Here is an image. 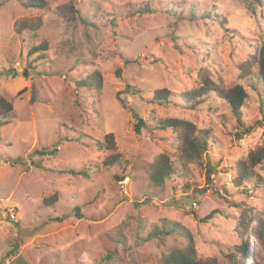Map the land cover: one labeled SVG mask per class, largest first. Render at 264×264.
<instances>
[{
  "label": "rangeland",
  "instance_id": "374dc122",
  "mask_svg": "<svg viewBox=\"0 0 264 264\" xmlns=\"http://www.w3.org/2000/svg\"><path fill=\"white\" fill-rule=\"evenodd\" d=\"M47 4L26 9L0 0V97L13 106L0 117V264H162L184 245L175 234L152 235L165 221L190 233L202 261L264 264V154L251 178L234 181L249 153L264 150L263 84L255 66L241 72L264 37V0ZM146 4L151 13L141 11ZM68 5L74 21L60 11ZM24 18L41 24L18 34L15 23ZM42 40L45 56L28 55ZM94 71L102 80L97 96L75 85ZM202 74L222 89L243 87V125L213 92L193 108L182 101ZM156 89L170 99L152 101ZM133 114L149 128L136 134ZM166 119L204 133L200 160L180 157L178 134L156 128ZM109 133L114 151L97 143ZM41 150L54 154L41 157ZM112 154L119 163L104 167ZM160 154L174 173L152 187L149 164ZM54 193L56 203L43 205Z\"/></svg>",
  "mask_w": 264,
  "mask_h": 264
},
{
  "label": "trees",
  "instance_id": "16d2710c",
  "mask_svg": "<svg viewBox=\"0 0 264 264\" xmlns=\"http://www.w3.org/2000/svg\"><path fill=\"white\" fill-rule=\"evenodd\" d=\"M18 2V4L22 8L26 9H45L48 4L47 0H14ZM248 3V0H244ZM69 6V10L64 12V8H61L60 11L67 15L69 21L76 20L75 14H77L74 8L71 5ZM65 7V6H64ZM250 12L253 13L252 5H247ZM141 11L145 13H151L152 10L149 8V5H142ZM218 17V15H217ZM79 19V18H77ZM82 23H87V20L84 18H80ZM40 19H30L24 18L16 21L15 23V31L16 33H21L25 30L35 31L40 26ZM48 50V44L45 40H42L39 44L32 46L28 55H33L38 53V57L45 56V52ZM255 66L257 68L258 76L263 84L264 88V37L261 41L260 46L257 48L255 55L251 57L250 61H246L241 66L242 74H245L248 71V67L251 68ZM101 76L97 71L87 75L81 80L75 82L77 87L84 88L86 91L93 94V96H97L101 91L102 85ZM25 90H21L17 95H20ZM214 93L216 97L220 100L225 101L230 108L231 113L236 119L237 125H243L241 121L240 108L247 97L246 92L244 91L242 86H234L230 89H222L217 86L211 79H209L206 75L202 74L199 77V85L191 89L189 91H184L180 93V97L183 102L189 104L190 107L193 108L194 105L199 104L205 96L209 93ZM171 97L170 91L167 89H156L153 91L152 101H156L159 103H164L169 100ZM35 96L33 90H31L30 102L34 103ZM13 111V106L11 102L6 101L4 98L0 97V117L6 118L11 115ZM133 118L135 119L134 131L136 134H139L141 129L149 128L146 125V122L142 120L136 114H133ZM4 125V122H0V126ZM157 129H171L178 134L179 138V154L182 159L187 162L200 160L206 151V136L203 132H196L194 125L191 123L181 120V119H166L160 122L159 125H156ZM249 128L245 131L247 132ZM83 135V134H82ZM98 146L102 147L105 150L114 151L115 142L113 135L111 133L104 136L102 141H97ZM38 153V152H36ZM41 157L49 156L54 154V150L50 152H45L44 150L39 151ZM264 154V150L257 149L256 151H252L247 156V159L241 162L236 168L235 182L240 183L242 180H247L253 176V169L260 162L262 155ZM120 161V157L118 154H112L105 158L102 161V165L104 167H112L118 164ZM16 163L15 160H12L11 164L14 165ZM72 175H81L86 177L87 170H79L74 171L72 169L67 170ZM174 173V168L170 162V158L167 154H160L154 158L151 164H149V172H148V182L152 187L162 186L164 181L169 178ZM212 173V169H207V180H209V175ZM118 181H123V177H115ZM58 195L54 193L51 197L45 198L42 201V204L45 206H51L56 203ZM214 212L209 213L208 215L200 218L199 220L202 222L209 221ZM77 215H79L77 213ZM195 219H198L197 216L192 213ZM79 217H81L79 215ZM251 235L254 236V232H250ZM170 235L175 234L179 238H181L184 242V245L180 248H174L169 253H167L163 259L162 264H216L214 260L210 259L207 261H202L196 257V251L193 243L192 236L190 233L183 228L178 223H172L165 221L161 230H154L152 235Z\"/></svg>",
  "mask_w": 264,
  "mask_h": 264
}]
</instances>
